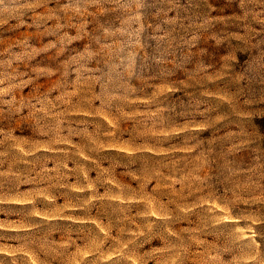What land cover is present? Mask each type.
I'll use <instances>...</instances> for the list:
<instances>
[{
  "label": "rangeland",
  "instance_id": "374dc122",
  "mask_svg": "<svg viewBox=\"0 0 264 264\" xmlns=\"http://www.w3.org/2000/svg\"><path fill=\"white\" fill-rule=\"evenodd\" d=\"M0 264H264V0H0Z\"/></svg>",
  "mask_w": 264,
  "mask_h": 264
}]
</instances>
